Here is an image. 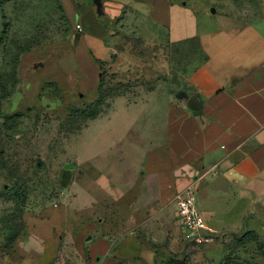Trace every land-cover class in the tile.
I'll return each instance as SVG.
<instances>
[{
  "label": "rangeland",
  "instance_id": "obj_1",
  "mask_svg": "<svg viewBox=\"0 0 264 264\" xmlns=\"http://www.w3.org/2000/svg\"><path fill=\"white\" fill-rule=\"evenodd\" d=\"M181 1L195 10L201 28L222 21L208 12L215 5L229 14L242 12L234 0H211L212 7L206 0ZM99 2L100 8L94 0H0V264H98L87 254L81 257L72 235L98 222L93 210H100L104 198L111 204L131 190L116 182L134 155L124 139L130 121L119 96L145 95L165 78L176 81L179 74L170 73L167 62L176 70L195 57V49L181 44L173 49L146 44L117 18L108 20L104 0ZM150 9H138L129 20L154 37ZM77 33L84 36L75 42ZM122 50L128 61L120 63L138 69V76L120 83L110 67L114 56L108 57L98 89L93 58ZM94 199L100 202L92 205ZM243 234L226 231L203 245L182 239L174 253L159 245L154 247L159 255L171 259L153 264H264V234ZM119 243L124 255L136 254L127 240Z\"/></svg>",
  "mask_w": 264,
  "mask_h": 264
},
{
  "label": "crops",
  "instance_id": "obj_2",
  "mask_svg": "<svg viewBox=\"0 0 264 264\" xmlns=\"http://www.w3.org/2000/svg\"><path fill=\"white\" fill-rule=\"evenodd\" d=\"M235 1L241 15L218 8L215 0L208 12L223 16L222 21L215 28H201L187 1L104 0L106 18H117L146 44L170 49L181 44L197 54L176 70L167 62L170 73L179 74L178 81L165 78L145 95L119 96L128 110L123 116L130 121L124 139L134 155L116 182L133 190L111 204L104 198L100 210H93L98 222L72 235L82 258L87 254L98 264L169 261V255L160 256L155 248L160 245L174 253L180 247L184 238L175 195L193 182L200 210L213 231L245 233L246 223L248 230L264 234V0ZM148 6L154 37L144 36L136 19L129 20ZM99 20L109 38L110 30ZM83 36L80 33L75 42ZM128 54L122 50L101 59L105 63L114 56L112 74L125 83L139 72L120 63L122 58L128 61ZM184 55L191 56L187 50ZM97 65L96 86L103 74ZM99 202L94 199L91 204ZM123 239L136 254L124 255L119 243Z\"/></svg>",
  "mask_w": 264,
  "mask_h": 264
},
{
  "label": "built area",
  "instance_id": "obj_3",
  "mask_svg": "<svg viewBox=\"0 0 264 264\" xmlns=\"http://www.w3.org/2000/svg\"><path fill=\"white\" fill-rule=\"evenodd\" d=\"M77 28L81 29V25L77 24ZM175 200L184 240L193 245L213 242L215 240L213 237L201 233L202 230H213L209 227L198 205L196 184L190 183L176 193Z\"/></svg>",
  "mask_w": 264,
  "mask_h": 264
},
{
  "label": "water",
  "instance_id": "obj_4",
  "mask_svg": "<svg viewBox=\"0 0 264 264\" xmlns=\"http://www.w3.org/2000/svg\"><path fill=\"white\" fill-rule=\"evenodd\" d=\"M94 1H95V3L98 5V7L100 8V7H101V3L99 2V0H94ZM76 37L79 38V37H80V33H78V34L76 35ZM244 229H245L244 231H245V233H246L247 230H248V226H247L246 223H245ZM201 233H202V234H205V235H208V236H211V237H213L214 239H217V238H219V237L223 234V231L202 230Z\"/></svg>",
  "mask_w": 264,
  "mask_h": 264
},
{
  "label": "trees",
  "instance_id": "obj_5",
  "mask_svg": "<svg viewBox=\"0 0 264 264\" xmlns=\"http://www.w3.org/2000/svg\"><path fill=\"white\" fill-rule=\"evenodd\" d=\"M96 62L100 65V68L102 69V71H103V74H102V77H101V79H100V82H99V84H98V89H100L101 88V86H102V83H103V81H104V79H105V76H106V71H104V62L102 61V60H99V59H96ZM120 82V81H119ZM120 83H124V82H120ZM125 84V83H124ZM98 113H99V111H96L95 113H93V115H92V117H96L97 115H98ZM251 231L250 230H248L246 233H244L243 235L244 236H247L249 233H250ZM224 233V232H223Z\"/></svg>",
  "mask_w": 264,
  "mask_h": 264
}]
</instances>
